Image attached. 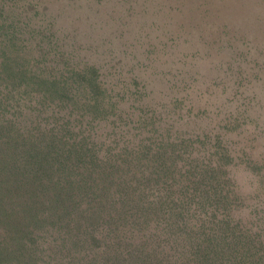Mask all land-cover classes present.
Wrapping results in <instances>:
<instances>
[{
	"label": "trees",
	"instance_id": "16d2710c",
	"mask_svg": "<svg viewBox=\"0 0 264 264\" xmlns=\"http://www.w3.org/2000/svg\"><path fill=\"white\" fill-rule=\"evenodd\" d=\"M62 1L0 0V264H264V162L233 147L241 120L188 133L182 100L108 84L67 50ZM178 1L264 20V0Z\"/></svg>",
	"mask_w": 264,
	"mask_h": 264
},
{
	"label": "rangeland",
	"instance_id": "374dc122",
	"mask_svg": "<svg viewBox=\"0 0 264 264\" xmlns=\"http://www.w3.org/2000/svg\"><path fill=\"white\" fill-rule=\"evenodd\" d=\"M66 1L54 15L65 35L72 32L67 50L100 66L104 81L120 88L135 81L151 106L182 100L177 127L188 133H215L239 118L241 126L229 134L233 147H248L264 162V20L258 3L205 13L178 0ZM97 130L104 135L110 128ZM241 181L248 182L246 174Z\"/></svg>",
	"mask_w": 264,
	"mask_h": 264
}]
</instances>
